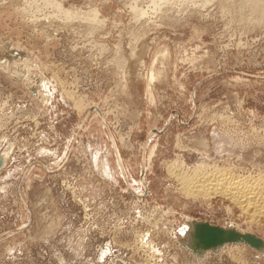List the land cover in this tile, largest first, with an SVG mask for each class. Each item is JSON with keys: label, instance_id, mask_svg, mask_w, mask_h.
<instances>
[{"label": "rangeland", "instance_id": "374dc122", "mask_svg": "<svg viewBox=\"0 0 264 264\" xmlns=\"http://www.w3.org/2000/svg\"><path fill=\"white\" fill-rule=\"evenodd\" d=\"M0 155V264H264L178 243L264 239V208L180 180L264 177V0H0Z\"/></svg>", "mask_w": 264, "mask_h": 264}, {"label": "bare ground", "instance_id": "6f19581e", "mask_svg": "<svg viewBox=\"0 0 264 264\" xmlns=\"http://www.w3.org/2000/svg\"><path fill=\"white\" fill-rule=\"evenodd\" d=\"M203 171H199L192 178H185L186 176L184 175L180 176V180L185 184L186 190H184L188 195L193 196V198L201 196L203 198H210L211 195H215L229 199L243 211L248 212L251 206L254 208L258 207V209L260 208L257 211L263 210L264 192L261 191L264 186L263 176L259 175V177H255L254 175H236L235 173L227 174L222 172L220 169H215L212 172ZM177 181H179V179ZM187 230L188 225L185 231Z\"/></svg>", "mask_w": 264, "mask_h": 264}, {"label": "water", "instance_id": "95a60500", "mask_svg": "<svg viewBox=\"0 0 264 264\" xmlns=\"http://www.w3.org/2000/svg\"><path fill=\"white\" fill-rule=\"evenodd\" d=\"M5 166V159L0 155V170ZM186 233H180L178 243L190 254L194 261L203 262L209 252L218 255L227 245H245L264 256V239L255 233L242 232L229 224L216 225L210 221L186 220Z\"/></svg>", "mask_w": 264, "mask_h": 264}]
</instances>
